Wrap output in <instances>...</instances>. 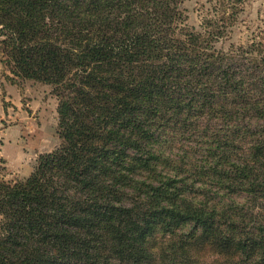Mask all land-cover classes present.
I'll use <instances>...</instances> for the list:
<instances>
[{
	"label": "trees",
	"instance_id": "1",
	"mask_svg": "<svg viewBox=\"0 0 264 264\" xmlns=\"http://www.w3.org/2000/svg\"><path fill=\"white\" fill-rule=\"evenodd\" d=\"M183 1L0 0L6 77L52 86L61 139L0 177V264H264V56L214 46L238 0L203 33Z\"/></svg>",
	"mask_w": 264,
	"mask_h": 264
},
{
	"label": "rangeland",
	"instance_id": "2",
	"mask_svg": "<svg viewBox=\"0 0 264 264\" xmlns=\"http://www.w3.org/2000/svg\"><path fill=\"white\" fill-rule=\"evenodd\" d=\"M233 21L221 27L223 37L214 43L222 52H238L243 59L264 56V0H238ZM215 0H184L183 22L197 32L213 15ZM232 22V23H231ZM251 50H249V46ZM0 63V177L7 182L26 178L38 156L60 145L58 98L52 86L33 80L7 79Z\"/></svg>",
	"mask_w": 264,
	"mask_h": 264
}]
</instances>
